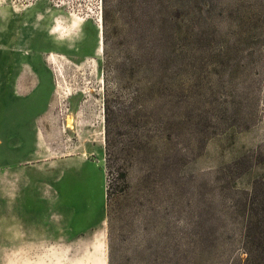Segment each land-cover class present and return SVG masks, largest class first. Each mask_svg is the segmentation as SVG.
<instances>
[{
	"label": "rangeland",
	"instance_id": "374dc122",
	"mask_svg": "<svg viewBox=\"0 0 264 264\" xmlns=\"http://www.w3.org/2000/svg\"><path fill=\"white\" fill-rule=\"evenodd\" d=\"M10 207L82 218L108 264H264V0H0Z\"/></svg>",
	"mask_w": 264,
	"mask_h": 264
},
{
	"label": "crops",
	"instance_id": "0c3cea01",
	"mask_svg": "<svg viewBox=\"0 0 264 264\" xmlns=\"http://www.w3.org/2000/svg\"><path fill=\"white\" fill-rule=\"evenodd\" d=\"M83 211L78 210L75 214H85ZM3 214L8 216L4 219V229L0 231V243L2 242L4 247L12 245L41 247L48 245L44 243L45 238L46 241L53 240L51 245L53 242H59V238H62L69 250L75 251V253L62 255L23 256L19 261L24 259L25 264H108L101 231L84 229L83 224L80 223L82 218H77V222L69 225L70 227L66 231L60 233L59 224L44 222V218L41 216L43 212L38 207H10L5 208ZM13 215L20 217L12 218ZM13 220L18 221V225L15 224L14 228H12ZM47 224H49V228H45ZM45 233H47L46 237ZM12 258L8 256L9 260H7L5 256L0 257L4 260V264H11Z\"/></svg>",
	"mask_w": 264,
	"mask_h": 264
},
{
	"label": "trees",
	"instance_id": "16d2710c",
	"mask_svg": "<svg viewBox=\"0 0 264 264\" xmlns=\"http://www.w3.org/2000/svg\"><path fill=\"white\" fill-rule=\"evenodd\" d=\"M147 2V1H146ZM110 118L109 116L107 117V124H106V143H107V151H110L111 147H112V144H113V141H112V137H111V127H110ZM112 150V149H111ZM252 234H249L247 233V237H251ZM253 237H256L253 236ZM256 246L252 245V243L248 242L247 241V244L245 245V248H244V252L247 253L248 257L247 259L248 260H251V258L253 257L254 255V252H258L260 251V253H263L264 254V246Z\"/></svg>",
	"mask_w": 264,
	"mask_h": 264
},
{
	"label": "bare ground",
	"instance_id": "6f19581e",
	"mask_svg": "<svg viewBox=\"0 0 264 264\" xmlns=\"http://www.w3.org/2000/svg\"><path fill=\"white\" fill-rule=\"evenodd\" d=\"M66 126L67 127H72V117L71 116H69L67 118V120H66Z\"/></svg>",
	"mask_w": 264,
	"mask_h": 264
}]
</instances>
